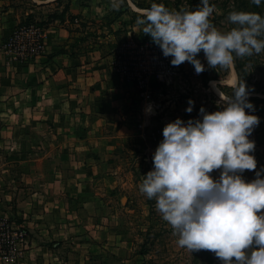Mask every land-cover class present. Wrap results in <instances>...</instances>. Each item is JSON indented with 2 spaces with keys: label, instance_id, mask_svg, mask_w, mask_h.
Masks as SVG:
<instances>
[{
  "label": "rangeland",
  "instance_id": "1",
  "mask_svg": "<svg viewBox=\"0 0 264 264\" xmlns=\"http://www.w3.org/2000/svg\"><path fill=\"white\" fill-rule=\"evenodd\" d=\"M82 1L87 3V0ZM92 2L110 5L113 10L107 14L106 23L96 18L90 21V26L96 28L91 34L93 37L84 38L79 47H86L95 37L103 35L99 27L111 22H116L117 27L115 38L108 45L109 48H116L112 51L113 55L124 43L151 37L143 32V26L137 22V18L150 7L151 0H128V4L124 1L119 8L112 7V0ZM163 2L173 9L190 6L195 9L200 0ZM210 3L216 7L209 19L221 31L234 26L228 18L229 12L234 9L264 14V3L256 4L253 0H210ZM24 9L28 15V5ZM28 22L40 24L27 18L22 24ZM197 55L205 65L203 71L197 73L195 66L186 60L176 65L177 70L172 75L175 77L169 82L153 81L150 87L157 92L154 95L157 101L152 107L157 109L151 107L147 111L156 115L155 118L152 123H146L144 136L139 134L140 129L136 127L132 135L112 139L111 143L116 149L105 150L111 155H59L57 152L62 148L76 147V141L68 139H61L57 143L54 140L41 142L34 138L29 143L20 138L14 145V155L7 153L12 148L7 149L6 143L3 146L0 144V264H222L213 250H190L180 246L178 234L163 219L156 207V199L149 198L141 190L144 174L154 167L153 153L163 138L165 124L177 117L187 121L190 117L200 116L202 105L208 111L222 107L219 102L226 97H221L215 87L226 96L233 93L235 86L227 83L232 73V63L238 74V83L246 81L249 97H252L250 100L255 105L254 110L246 108V111H254L260 117V123L250 138L256 142L254 155L258 161L257 168H263L264 155L257 146L264 138V51L243 57L234 55L230 64L215 66L208 64L203 50ZM189 98L195 101L191 112L186 110ZM17 126L18 137L29 134L28 130L35 134L53 130L50 126L36 123ZM45 149L50 156L36 155ZM52 149L56 150V155L50 154ZM83 160L91 163L95 171H87L86 175L78 172L74 167ZM54 163L70 165L67 172L57 171L59 175L67 174L69 178L78 175L92 177L93 185L62 204L59 187L53 189L57 194L53 193L50 199L52 193L45 192L43 187L35 188L27 184L34 177L44 183L47 177L45 171H36L34 176L28 168L40 164L39 169H45ZM255 173L254 169H246L243 175L250 180L255 178ZM219 174V169L213 170L214 177Z\"/></svg>",
  "mask_w": 264,
  "mask_h": 264
},
{
  "label": "clouds",
  "instance_id": "2",
  "mask_svg": "<svg viewBox=\"0 0 264 264\" xmlns=\"http://www.w3.org/2000/svg\"><path fill=\"white\" fill-rule=\"evenodd\" d=\"M123 2L112 0V7ZM215 7L200 0L195 9H173L151 0L137 22L173 65L187 60L197 73L205 68L197 55L201 50L211 66L264 51V14L234 9L228 14L234 26L221 31L209 19ZM249 96L243 80L219 102L222 107L208 111L202 105L196 118L167 122L153 153L154 167L141 183L178 234V244L213 250L222 264H264V168H257L256 142L250 138L260 117L246 111L255 108ZM194 104L189 98L186 110ZM246 169L256 170L255 178L247 179Z\"/></svg>",
  "mask_w": 264,
  "mask_h": 264
},
{
  "label": "crops",
  "instance_id": "3",
  "mask_svg": "<svg viewBox=\"0 0 264 264\" xmlns=\"http://www.w3.org/2000/svg\"><path fill=\"white\" fill-rule=\"evenodd\" d=\"M92 1L0 0V144L6 143L7 149L12 148L7 151L10 155H14V145L20 138L29 143L34 138L41 142L76 141V147L57 150L62 156L111 155L105 150L116 149L112 139L128 137L136 127L144 136L146 123H152L155 118L147 108L157 101L154 96L157 92L151 87L140 89L118 71L116 55L112 54L116 48L108 46L115 38L116 22L100 26L103 35L95 37L90 45L79 47L84 38L93 37L91 34L96 28L90 26L92 20L96 18L106 23L107 14L113 10L110 5ZM26 5L30 9L28 15ZM25 17L45 28L46 50L22 62L7 54L4 42ZM31 123L50 126L53 130L36 134L28 130L29 134L18 137L17 125ZM22 147L25 149L24 145ZM257 147L264 155V138ZM46 151L40 150L36 155L46 156ZM50 154L56 155V150H50ZM69 166L54 163L39 169L40 164L34 165L27 169L32 175L45 171L47 177L44 183L34 177L27 184L43 187L45 192L52 193L50 199L56 193L53 189L59 187L63 204L93 185L92 177H81L77 173L78 177L69 178L67 174L57 173L66 171ZM262 166L264 168V163ZM74 168L84 175L95 169L85 160Z\"/></svg>",
  "mask_w": 264,
  "mask_h": 264
},
{
  "label": "built area",
  "instance_id": "4",
  "mask_svg": "<svg viewBox=\"0 0 264 264\" xmlns=\"http://www.w3.org/2000/svg\"><path fill=\"white\" fill-rule=\"evenodd\" d=\"M46 30L37 23H20L7 38L5 49L11 58L29 61L46 50ZM118 71L142 89H148L154 80L170 81L177 70L171 56H165L152 38L124 43L116 54Z\"/></svg>",
  "mask_w": 264,
  "mask_h": 264
},
{
  "label": "bare ground",
  "instance_id": "5",
  "mask_svg": "<svg viewBox=\"0 0 264 264\" xmlns=\"http://www.w3.org/2000/svg\"><path fill=\"white\" fill-rule=\"evenodd\" d=\"M227 83L232 84V85H237V83H238V74H237V71H236L233 63H232V73H231L230 77L228 78ZM217 88L218 87L216 86L215 87L216 91H217ZM218 90L221 92L222 97H227L226 94H224V92L221 89L218 88ZM218 94H219V92H218Z\"/></svg>",
  "mask_w": 264,
  "mask_h": 264
},
{
  "label": "trees",
  "instance_id": "6",
  "mask_svg": "<svg viewBox=\"0 0 264 264\" xmlns=\"http://www.w3.org/2000/svg\"><path fill=\"white\" fill-rule=\"evenodd\" d=\"M127 4H128V0H124ZM149 38V37H148ZM148 38H145L144 40L148 39ZM151 38V37H150ZM218 78V77H216ZM252 98V97H249V99Z\"/></svg>",
  "mask_w": 264,
  "mask_h": 264
}]
</instances>
